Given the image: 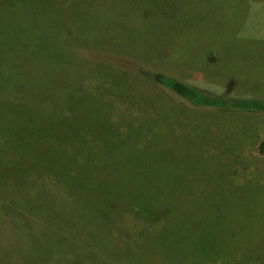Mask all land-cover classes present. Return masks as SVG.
Masks as SVG:
<instances>
[{
    "label": "rangeland",
    "instance_id": "rangeland-1",
    "mask_svg": "<svg viewBox=\"0 0 264 264\" xmlns=\"http://www.w3.org/2000/svg\"><path fill=\"white\" fill-rule=\"evenodd\" d=\"M264 0H0V264H264Z\"/></svg>",
    "mask_w": 264,
    "mask_h": 264
},
{
    "label": "trees",
    "instance_id": "trees-1",
    "mask_svg": "<svg viewBox=\"0 0 264 264\" xmlns=\"http://www.w3.org/2000/svg\"><path fill=\"white\" fill-rule=\"evenodd\" d=\"M143 74L159 85L198 107L224 110H253L264 112V99L257 97L222 96L206 89L190 85L182 79L154 68L143 66Z\"/></svg>",
    "mask_w": 264,
    "mask_h": 264
}]
</instances>
